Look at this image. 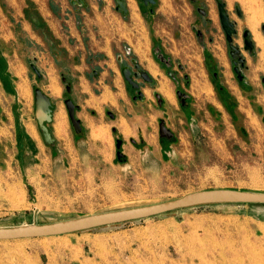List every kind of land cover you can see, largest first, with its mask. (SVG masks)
Returning <instances> with one entry per match:
<instances>
[{"label": "rangeland", "instance_id": "rangeland-1", "mask_svg": "<svg viewBox=\"0 0 264 264\" xmlns=\"http://www.w3.org/2000/svg\"><path fill=\"white\" fill-rule=\"evenodd\" d=\"M7 1L13 2L0 0V226L60 221L204 189L264 192V52L261 46L245 50L242 35L250 28V0H225L237 23L234 44L247 59L242 81L230 64L215 0H157L155 6L127 0L130 13L123 22L107 25L121 39L123 60L134 58L147 70L146 56L160 73L157 82L171 84L173 99H163L162 106L155 99L153 136L146 134L151 142L124 127L136 145L119 133L120 121L107 115L116 107L106 104V94L97 99L100 117L90 119L83 132L62 117L68 94L62 76L70 78L56 66V41L36 9L50 5L59 16L56 0H17L16 8L6 7ZM70 1L63 5L67 18L73 15ZM255 1L264 11V0ZM23 9L33 24L19 16ZM34 25L49 43L34 36ZM263 25L264 20L249 30L262 35ZM83 26L82 16L58 24L72 44L86 40ZM51 78L61 87L58 96L48 88ZM37 87L53 103L54 145L46 144L35 116ZM176 90L189 99H179ZM161 119L173 137L160 135ZM263 263L264 204L202 205L95 232L0 241V264Z\"/></svg>", "mask_w": 264, "mask_h": 264}, {"label": "crops", "instance_id": "crops-1", "mask_svg": "<svg viewBox=\"0 0 264 264\" xmlns=\"http://www.w3.org/2000/svg\"><path fill=\"white\" fill-rule=\"evenodd\" d=\"M72 1L73 0H71L70 3L73 8V15H71L69 18L63 16V5L65 0H56L58 8L57 12L60 13L61 11L59 16L55 14L56 12L54 13L51 10L50 5H46L45 7H36V9L38 18H40V20L43 21L42 23L47 26L49 33H51L50 37L56 41L57 46L54 49L55 54L53 55L56 57V63H60V66L57 64L56 66L61 71L62 75V71H65L70 78L72 83L71 97L79 107L76 115L81 120L82 126L90 127L88 124L89 120L94 119V116L96 115L100 117L99 113L96 111V106L98 104L97 99H100L101 96H105L106 94L108 103H106V101L104 103L116 107L115 113L107 110V115H109L111 118L113 116L114 118L112 119L117 122L120 121L121 130L119 133H122L124 136L125 134L130 136L129 140L131 141V144L136 145L139 141L132 137L134 134L125 132V128H134L139 137L142 138L141 142H151L149 139H147L146 134L153 136L151 133L152 128L149 129V127L152 126L151 117L153 116L155 109V91L160 92L165 99H173L172 90L166 92L161 89L162 85L166 84L167 81L161 80V82H157L158 78L156 76H160V73L155 74L152 72L148 67L149 59L146 58V56H143L148 68L147 71L150 70V73H153L151 74L156 82L152 88L150 86L145 87L144 91L146 94V99L134 101L132 93L122 74L121 67H118V63L123 57L119 48L120 44L118 43V40L121 39H118L117 36L114 37L115 35H112L107 26L112 22H115L116 24L120 23L121 20L125 18V16L116 10L115 0V4L113 3V5L108 0H103V2L100 0H85L84 5H74L72 4ZM18 3L19 2L17 0H13V2L7 1L6 7L13 8L14 4L16 6ZM107 3L109 4L107 6L109 15H106V12L104 13V11H106L104 7H106ZM24 9L22 10L21 15L19 13V16L23 18L24 21H27L30 25L33 24L32 18L26 15ZM79 16H82L84 23L83 27L87 31L86 40L81 42L78 40L79 42L76 41L74 44H72L69 41V36L60 30L58 24L63 21L69 23L77 21ZM23 20L22 22H24ZM32 28L34 36L43 39L45 43H49V38L45 36V33H41L39 27L34 25ZM77 34H80L81 36L79 31H77ZM261 36L264 40V33ZM252 39L255 44V48L252 52H249L253 53L256 49V46H261L260 48H263L262 50L264 52L263 45L258 43L253 32ZM113 57L115 58L113 59ZM246 63L247 59L244 68ZM230 64H232V60H230ZM48 88L53 95L58 96L61 93V87L55 78H51ZM116 99H118V101ZM63 107L65 110L61 111L62 117H65V120L71 121L65 102ZM97 125L100 126V123ZM125 145L126 143L124 146Z\"/></svg>", "mask_w": 264, "mask_h": 264}, {"label": "water", "instance_id": "water-1", "mask_svg": "<svg viewBox=\"0 0 264 264\" xmlns=\"http://www.w3.org/2000/svg\"><path fill=\"white\" fill-rule=\"evenodd\" d=\"M115 1L117 3L116 9L126 16L129 12L127 8V0ZM141 1L145 5L155 4L157 2V0ZM216 2L218 5L221 25L230 45V55L233 58L232 62L235 65L234 71L237 74L238 79L243 80L244 76L242 69L239 67V63L243 66L246 59L243 57L239 46L233 43L234 35L238 33L236 22L231 20L227 11L226 2L224 0H216ZM72 4L84 5L85 0H73ZM237 13L239 16L243 15L242 10L238 6ZM243 39L245 50L252 52L255 48V44L252 39V32L249 29L243 31ZM236 56L238 57L237 59ZM134 62L135 68L138 71L135 76L138 77L140 75L146 81L151 82L153 78L150 73L144 70L138 61L135 60ZM33 69L38 75H41L35 65H33ZM122 73L129 84L134 88L139 87V83L135 82L133 79V71L130 66H124ZM63 80L66 81V78H63ZM67 90H71V85L67 86ZM140 94L142 95L143 93L140 92ZM181 94V91H178V95L181 96ZM183 95L185 97L187 96L186 93ZM186 103V101H183V104ZM65 104L76 133H80L82 131V124L81 120L76 116V109L78 106L71 98H67ZM35 116L46 144L54 145L56 143V138L53 136L49 127V123L53 121V103L51 97L38 87L35 88ZM161 135L168 137L174 136V132L165 125L164 121L161 122ZM121 144L122 141L118 140L117 147L119 149ZM118 155H121V152H119ZM212 204H264V192L231 188L204 189L185 194L179 198L158 203L114 209L60 221L22 224L17 226H0V241L47 238L73 233H85L89 231L95 232L100 229L114 228L128 222L139 221L186 208Z\"/></svg>", "mask_w": 264, "mask_h": 264}, {"label": "flooded vegetation", "instance_id": "flooded-vegetation-1", "mask_svg": "<svg viewBox=\"0 0 264 264\" xmlns=\"http://www.w3.org/2000/svg\"><path fill=\"white\" fill-rule=\"evenodd\" d=\"M142 4H144L141 0H139ZM192 1H195V0H192ZM216 1V0H215ZM225 1V0H224ZM116 2V1H115ZM217 3V2H216ZM157 4V2L155 3V4H149V5H145V6H155ZM227 4V3H226ZM80 5V4H79ZM116 6H117V3H116ZM218 6V5H217ZM239 7V6H238ZM127 8H128V2H127ZM241 9V8H240ZM117 10V9H116ZM197 10H198V12L202 15V16H205V15H207V11L205 10V8H203V7H197ZM118 11V10H117ZM128 11H129V8H128ZM151 11H153V9L151 8ZM227 11H228V9H227ZM119 13H121V14H123L122 12H120V11H118ZM236 12H237V6H236ZM228 13H229V11H228ZM128 14H129V12H128ZM127 14V15H128ZM238 14V13H237ZM126 15V16H127ZM230 15V14H229ZM125 16V15H124ZM230 18H231V16H230ZM232 20V19H231ZM236 27H237V23H236ZM223 28V27H222ZM262 29L264 30V25L262 26ZM238 30V29H237ZM225 32V31H224ZM226 34V33H225ZM239 33H237V34H235L234 35V40H233V43H234V41H235V37H236V35H238ZM243 35V34H242ZM226 39H227V36H226ZM243 41H244V39H243ZM227 42H228V40H227ZM228 46H229V49H230V45H229V42H228ZM237 46H239V45H237ZM240 48V47H239ZM241 49V48H240ZM245 49V48H244ZM242 51V50H241ZM229 54H230V51H229ZM231 56V55H230ZM124 58V57H123ZM123 58L122 59H120V62H123L124 63V65L121 67V70L123 69V67L124 66H130L131 67V69H132V71H133V74H132V76H133V79H134V81L135 82H137V83H139V87L138 88H134L131 84H129L128 83V81L125 79V81H126V83H127V85H128V87H129V89H130V91H131V93H132V97H133V100L134 101H139V100H144V99H146V94H145V91H144V89H145V87H147V86H150L151 88L153 87V85L155 84V82H156V80L153 78V76H152V74L150 73V75H151V77L153 78V80L151 81V82H149V81H146L145 79H143V77H141L140 75L138 76V77H136L135 76V74L138 72L137 71V69L135 68V59L134 58H131L130 59V61L129 62H127L126 60V58L123 60ZM238 57L236 56V59H237ZM123 60V61H122ZM231 60H233V58L231 57ZM164 61H166L167 63H168V60L167 59H164ZM232 64H233V62H232ZM33 65L34 64H32V67H33ZM245 65V64H244ZM244 65L242 66L240 63H239V67L242 69V72H243V68H244ZM234 64H233V69H234ZM143 68V67H142ZM144 69V68H143ZM145 70V69H144ZM147 71V70H146ZM235 72V71H234ZM168 73V75H171V77H172V79L175 81L176 80V76L175 75H173V73L171 72V71H168L167 72ZM171 73V74H170ZM123 74V73H122ZM237 75V74H236ZM39 77H41V75H38ZM124 76V75H123ZM215 76H216V74H215ZM63 78H66V81H64L63 80ZM125 78V77H124ZM238 78V77H237ZM239 80V79H238ZM62 81L65 83V86H66V91H67V96H66V98L64 99V102H65V100L67 99V98H71L72 99V97H71V92H72V83H71V81H69V79L67 78V77H65V76H62ZM242 81V80H241ZM68 85H71V90L70 91H68L67 90V86ZM178 91L179 90H176V95H177V97L180 99V98H183V99H189L188 98V96H184L183 94L185 93V92H181L182 94H181V96H179L178 95ZM140 92H142L143 94L141 95L140 94ZM154 95H155V98L157 99V101H158V104L160 105V106H162V104H163V99H165L164 97H163V95L160 93V92H158V91H155V93H154ZM73 100V99H72ZM74 101V100H73ZM75 103V102H74ZM76 104V103H75ZM77 105V104H76ZM78 106V105H77ZM79 108V107H78ZM78 108L76 109V112H77V110H78ZM77 116V115H76ZM78 118V117H77ZM112 118H114L113 116H112ZM79 119V118H78ZM71 120V119H70ZM162 121H164L165 122V120H163V119H161V121L159 122V133H160V135H161V122ZM72 123V122H71ZM50 124V123H49ZM81 124H82V122H81ZM165 125L168 127V125H167V123L165 122ZM169 128V127H168ZM75 130V129H74ZM114 131H116L115 130V128L113 129ZM76 132V131H75ZM81 132H83V126H82V131ZM80 132V133H81ZM79 134V133H78ZM162 136V135H161ZM122 145V144H121Z\"/></svg>", "mask_w": 264, "mask_h": 264}, {"label": "bare ground", "instance_id": "bare-ground-1", "mask_svg": "<svg viewBox=\"0 0 264 264\" xmlns=\"http://www.w3.org/2000/svg\"><path fill=\"white\" fill-rule=\"evenodd\" d=\"M247 13H248V25L250 26L251 29L256 30L258 27V24L262 20H264L263 9L256 4L255 0H250V2L248 3V7H247ZM253 34L256 40L258 41V43L263 45L264 47V40L262 36L258 32H255V33L253 32ZM148 67L155 74L159 73V71L154 68V65H152V62L150 60H149ZM161 89L166 92H169L171 90V84L166 82V84L162 85Z\"/></svg>", "mask_w": 264, "mask_h": 264}]
</instances>
